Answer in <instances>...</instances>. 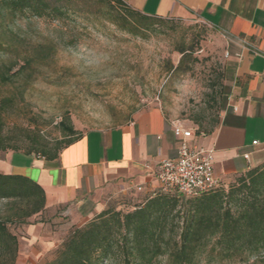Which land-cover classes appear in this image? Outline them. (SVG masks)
I'll list each match as a JSON object with an SVG mask.
<instances>
[{"label": "rangeland", "instance_id": "rangeland-1", "mask_svg": "<svg viewBox=\"0 0 264 264\" xmlns=\"http://www.w3.org/2000/svg\"><path fill=\"white\" fill-rule=\"evenodd\" d=\"M71 2L60 18L19 15L5 20L18 51L0 52V61L18 63L17 53L36 57L31 68L0 84V100L10 98L4 120L13 145L43 153L64 138L63 121L70 120L82 133L125 123L151 105L196 131L214 129L225 83L223 41L210 23L198 17L154 19L150 28L133 35L118 26L126 10L116 2ZM181 47L187 49L182 63ZM175 196L180 209L199 195ZM134 203L140 202L128 203L123 211ZM76 227L60 208L44 210L30 224H12L19 238L16 259L0 252V264H46ZM198 264H264V253L229 259L209 246Z\"/></svg>", "mask_w": 264, "mask_h": 264}, {"label": "crops", "instance_id": "crops-1", "mask_svg": "<svg viewBox=\"0 0 264 264\" xmlns=\"http://www.w3.org/2000/svg\"><path fill=\"white\" fill-rule=\"evenodd\" d=\"M123 1L147 16L198 17L216 29L223 41L225 101L212 131L189 127L191 141L214 151L221 180L264 165V0ZM175 122L160 106H146L125 123L79 133L55 159L0 151V173L38 183L46 194L45 210L60 208L72 224L83 226L110 205L160 190V162L178 155Z\"/></svg>", "mask_w": 264, "mask_h": 264}, {"label": "trees", "instance_id": "trees-1", "mask_svg": "<svg viewBox=\"0 0 264 264\" xmlns=\"http://www.w3.org/2000/svg\"><path fill=\"white\" fill-rule=\"evenodd\" d=\"M112 1L126 10L124 21L118 26L133 35L150 28L154 19H164L144 15L123 0ZM71 4V0H0V52L18 51L13 49V39L5 25L8 17L60 18L68 13ZM179 50L183 55L182 63L187 49ZM17 54L18 63L0 61V84L22 74L36 60L32 55ZM37 56L40 58V53ZM16 64L19 68L12 72ZM6 102H10V98L0 100V151L18 152L19 148L12 144V138L5 131ZM61 124L62 141L38 154L58 158L77 138L79 132L70 120ZM263 188L264 165L222 180L220 186L200 192L180 209L179 197L175 195H185L177 193L166 194L159 190L147 199L128 197L110 205L87 225L77 226L46 264H198L209 246L225 258L245 260L264 253ZM133 202L140 203L123 211V207ZM45 206L46 194L38 183L25 176L0 173V252L3 255L11 254L15 261L19 248V238L10 225L30 224V219L41 214Z\"/></svg>", "mask_w": 264, "mask_h": 264}, {"label": "built area", "instance_id": "built-area-1", "mask_svg": "<svg viewBox=\"0 0 264 264\" xmlns=\"http://www.w3.org/2000/svg\"><path fill=\"white\" fill-rule=\"evenodd\" d=\"M173 132L179 141L178 155L160 162L156 173L160 191L195 196L220 186L222 180L214 171V151L193 143L194 129L179 121L173 124Z\"/></svg>", "mask_w": 264, "mask_h": 264}]
</instances>
